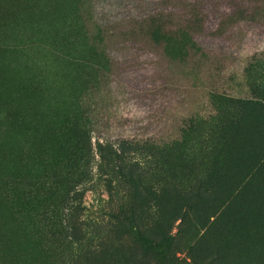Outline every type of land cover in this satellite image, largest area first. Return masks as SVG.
I'll return each mask as SVG.
<instances>
[{"label":"rangeland","instance_id":"obj_1","mask_svg":"<svg viewBox=\"0 0 264 264\" xmlns=\"http://www.w3.org/2000/svg\"><path fill=\"white\" fill-rule=\"evenodd\" d=\"M259 65L264 0H0V264H131L96 237L121 202H107L99 142H126L124 161L180 181L222 167L171 224L175 251L264 264V116L231 131V152H192L212 94L264 103ZM174 140L185 152L173 162L153 148Z\"/></svg>","mask_w":264,"mask_h":264},{"label":"trees","instance_id":"obj_2","mask_svg":"<svg viewBox=\"0 0 264 264\" xmlns=\"http://www.w3.org/2000/svg\"><path fill=\"white\" fill-rule=\"evenodd\" d=\"M261 66L258 67L264 70ZM254 94L253 92V95L249 97L212 94L217 104L214 112L207 116L208 118L197 116L192 120L196 129V146L192 152H197V158L203 159L204 156H201L200 152L211 154L231 152L230 138L236 136L231 131L244 125L250 118L264 116V103L252 101V97H256ZM127 144L123 142L121 146L115 147L109 143L99 142L97 146L101 159L100 176L111 197L107 202L113 203L114 206V199L121 198V202L112 208V215L110 214L111 221L114 223L104 225L107 228H103L101 232H106L105 234H96L98 239L108 240L106 247L102 249L103 255L112 260L111 250L117 248L115 241H119L118 246L124 259L131 264H190L175 251L171 224L176 219H186L189 208L195 201L202 200L205 194L211 192L212 188L203 187L204 178L210 175L211 171L215 172L222 167H209L204 172L198 171L195 176L180 181L182 173L169 167L149 173L124 161L121 154L125 152L124 147ZM153 148L158 150L157 152L167 154L172 162L176 160L178 152H185L184 142L180 140L167 142L162 147L156 144ZM86 175L87 179L91 178L90 172ZM176 201L185 203L184 210L180 214L166 215L165 205ZM147 210L150 213L148 216L145 215ZM151 219H154L153 230L149 227ZM85 223L81 222V224ZM108 236H113V239L111 240ZM126 240L138 241L136 243L138 248L135 246V250L129 252L126 249L127 246H124ZM136 251L139 254L135 257Z\"/></svg>","mask_w":264,"mask_h":264}]
</instances>
